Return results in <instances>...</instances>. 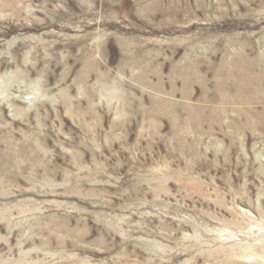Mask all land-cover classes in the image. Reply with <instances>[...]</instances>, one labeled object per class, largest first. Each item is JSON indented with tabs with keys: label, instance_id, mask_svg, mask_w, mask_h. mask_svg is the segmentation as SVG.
<instances>
[{
	"label": "rangeland",
	"instance_id": "1",
	"mask_svg": "<svg viewBox=\"0 0 264 264\" xmlns=\"http://www.w3.org/2000/svg\"><path fill=\"white\" fill-rule=\"evenodd\" d=\"M0 114V264H264V0H0Z\"/></svg>",
	"mask_w": 264,
	"mask_h": 264
},
{
	"label": "bare ground",
	"instance_id": "2",
	"mask_svg": "<svg viewBox=\"0 0 264 264\" xmlns=\"http://www.w3.org/2000/svg\"><path fill=\"white\" fill-rule=\"evenodd\" d=\"M0 117H1V119H3V118H2V114H0ZM2 139H3V138H2ZM1 142H2V141H1ZM1 145H2V143H1ZM29 155H30V153H23V154H22V157H28ZM9 164H11L10 160H8V158H7L4 154H2V153L0 152V171L6 169V168L8 167ZM82 238H83V237H82ZM95 256H96V255H95Z\"/></svg>",
	"mask_w": 264,
	"mask_h": 264
}]
</instances>
